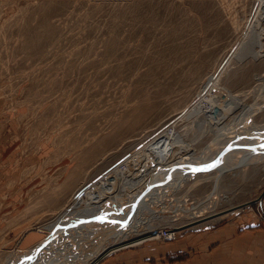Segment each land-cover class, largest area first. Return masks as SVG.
Wrapping results in <instances>:
<instances>
[{
    "label": "rangeland",
    "instance_id": "obj_1",
    "mask_svg": "<svg viewBox=\"0 0 264 264\" xmlns=\"http://www.w3.org/2000/svg\"><path fill=\"white\" fill-rule=\"evenodd\" d=\"M263 27L264 0H0V264L100 194L121 192L134 171H154L155 156H200L220 142L264 96ZM245 42L254 53L240 61ZM252 122L264 124V109ZM215 171L174 193L164 215L203 205ZM217 193L228 199L219 201V221L99 264H143L129 253L206 234L246 212L258 221L264 162L224 175Z\"/></svg>",
    "mask_w": 264,
    "mask_h": 264
},
{
    "label": "bare ground",
    "instance_id": "obj_2",
    "mask_svg": "<svg viewBox=\"0 0 264 264\" xmlns=\"http://www.w3.org/2000/svg\"><path fill=\"white\" fill-rule=\"evenodd\" d=\"M245 44L246 42L240 61L254 53L252 47L249 49L248 45L246 49ZM263 78L264 76H259L258 80H264ZM243 94L235 95L234 102L240 103L249 96L248 92ZM254 99V103L243 111L236 126L225 132L222 138L226 137L224 142H221L222 139L220 142L215 141L200 156L179 153L166 159L155 153V158H159V166L154 171H134L135 178L120 187L122 193L115 190L109 194V199L100 194L79 216L58 221L51 227L53 231L47 239L26 251L24 256L9 258L6 263L99 264L121 249L138 246L159 237L174 240L177 230L197 227L207 219L219 221L223 218L216 219L222 213L218 210L219 201L228 200L225 196L220 198L217 193L220 179L235 169L264 162V124L252 122L264 109V96L258 93ZM226 148L228 150L225 151ZM150 152L154 154L153 151ZM213 171L218 175L214 176L213 191L203 205L199 204V207L190 210L182 209L180 215H164L166 203L174 193L197 181L195 175L212 174ZM99 197L101 201L97 202ZM261 198L257 199L258 221L264 226V193ZM246 205L239 206L242 208ZM230 207L234 209L237 206ZM162 222L169 223L172 230L158 235ZM58 223L59 226L56 225ZM100 227L102 231L99 230ZM164 233L173 235V238H166Z\"/></svg>",
    "mask_w": 264,
    "mask_h": 264
},
{
    "label": "crops",
    "instance_id": "obj_3",
    "mask_svg": "<svg viewBox=\"0 0 264 264\" xmlns=\"http://www.w3.org/2000/svg\"><path fill=\"white\" fill-rule=\"evenodd\" d=\"M150 246L149 251L129 255L135 254L143 264H264V230L247 212L206 234Z\"/></svg>",
    "mask_w": 264,
    "mask_h": 264
},
{
    "label": "built area",
    "instance_id": "obj_4",
    "mask_svg": "<svg viewBox=\"0 0 264 264\" xmlns=\"http://www.w3.org/2000/svg\"><path fill=\"white\" fill-rule=\"evenodd\" d=\"M164 236L166 237V238H169V239H172L173 237V235H171V234H167V233H164ZM170 236V237H169ZM174 238H175V235H174ZM167 240V239H166Z\"/></svg>",
    "mask_w": 264,
    "mask_h": 264
},
{
    "label": "water",
    "instance_id": "obj_5",
    "mask_svg": "<svg viewBox=\"0 0 264 264\" xmlns=\"http://www.w3.org/2000/svg\"><path fill=\"white\" fill-rule=\"evenodd\" d=\"M246 149H247V147H245ZM250 148V147H249ZM226 150H228L227 148L225 149V151ZM224 153V152H223ZM221 156H223V155H221ZM189 168H192L191 166H189ZM68 228H70V227H68ZM65 229H67V228H65Z\"/></svg>",
    "mask_w": 264,
    "mask_h": 264
}]
</instances>
